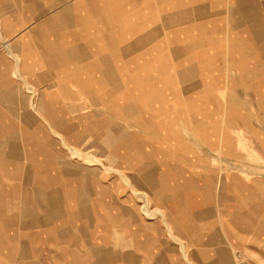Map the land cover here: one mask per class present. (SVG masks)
<instances>
[{
  "label": "crops",
  "instance_id": "1",
  "mask_svg": "<svg viewBox=\"0 0 264 264\" xmlns=\"http://www.w3.org/2000/svg\"><path fill=\"white\" fill-rule=\"evenodd\" d=\"M106 2L0 0V264L264 263V0ZM88 140L161 223L75 169Z\"/></svg>",
  "mask_w": 264,
  "mask_h": 264
},
{
  "label": "rangeland",
  "instance_id": "2",
  "mask_svg": "<svg viewBox=\"0 0 264 264\" xmlns=\"http://www.w3.org/2000/svg\"><path fill=\"white\" fill-rule=\"evenodd\" d=\"M108 11L110 10V7L113 8L116 4H118V0H109V2H106ZM103 6V4H102ZM114 10H111L113 12ZM29 88V87H28ZM32 91V89H30ZM210 127L207 129L202 130V133L198 135L200 138L202 135L205 136L206 140L201 139L203 144L209 143L210 141ZM207 145V144H206ZM71 148H74V151L72 149L71 152L66 148L65 152H67L66 156H69V161L73 162L76 165H79L80 168H75L77 171H79L81 174L88 176H91L96 180V182H99L101 186L105 188H109L112 191H114L115 187L116 191H118V188H121L122 193L118 196L116 194V198L118 201L122 200L123 204L132 207L137 212L138 216L143 222L151 223V222H158L161 223L163 216V209L160 204H157V199L154 197L153 192L150 191H144L142 189L137 188H131L130 182H125L121 180V182H118V173L121 175H129L130 172L125 171L126 168H123V171H120L118 169V164H116L114 161L115 159H118V153H116L115 150L111 148L110 144H105L106 148H97V144H94L91 142V140H88V142H84L83 144L78 145H71ZM62 149H65L64 147H60ZM198 153H200L197 150ZM193 153V151H191ZM218 169L219 174L223 175L226 173L227 169H230V167H235L232 163V160L228 159V156L226 155L225 151H220L218 154ZM67 160V159H66ZM217 162V161H216ZM232 162V163H231ZM216 165V164H215ZM86 168H85V167ZM88 171L89 174L86 173ZM90 177V178H91ZM122 178V177H119ZM97 184V183H96ZM75 187L81 186L79 183L73 184ZM96 186V185H94ZM93 186V189L95 190ZM93 198V195L91 196ZM90 197H86L83 199L84 206H89V200ZM61 205L64 206L65 201L62 198L61 199ZM81 207V206H80ZM102 213H105L103 210H101ZM116 210H111V212H115ZM91 223L93 224L95 221H98V216L94 213H89ZM161 215V216H160ZM59 216H65V215H59ZM62 220V219H60ZM169 227V226H168ZM169 231V230H168ZM244 258V254L241 256H238V260ZM246 262V261H244ZM258 264H264V263H258Z\"/></svg>",
  "mask_w": 264,
  "mask_h": 264
}]
</instances>
